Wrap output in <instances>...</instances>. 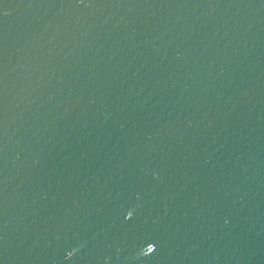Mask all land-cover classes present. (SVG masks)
<instances>
[{
	"label": "water",
	"instance_id": "obj_1",
	"mask_svg": "<svg viewBox=\"0 0 264 264\" xmlns=\"http://www.w3.org/2000/svg\"><path fill=\"white\" fill-rule=\"evenodd\" d=\"M0 264H264V0H0Z\"/></svg>",
	"mask_w": 264,
	"mask_h": 264
}]
</instances>
